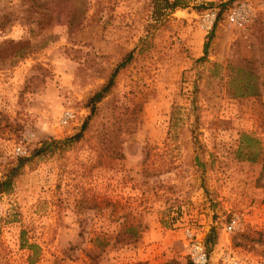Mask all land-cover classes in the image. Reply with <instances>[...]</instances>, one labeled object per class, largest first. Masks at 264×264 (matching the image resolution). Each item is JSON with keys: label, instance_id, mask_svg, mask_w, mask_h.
Listing matches in <instances>:
<instances>
[{"label": "rangeland", "instance_id": "obj_1", "mask_svg": "<svg viewBox=\"0 0 264 264\" xmlns=\"http://www.w3.org/2000/svg\"><path fill=\"white\" fill-rule=\"evenodd\" d=\"M229 1L0 0V181L28 159L0 194V264H190L186 226L213 233L210 264H264V0Z\"/></svg>", "mask_w": 264, "mask_h": 264}, {"label": "built area", "instance_id": "obj_2", "mask_svg": "<svg viewBox=\"0 0 264 264\" xmlns=\"http://www.w3.org/2000/svg\"><path fill=\"white\" fill-rule=\"evenodd\" d=\"M255 16V9L252 4L241 3L233 6L227 14L228 24L244 28ZM217 12L209 10L201 16L200 28L206 34L210 33L216 23ZM76 121V114L71 109L62 111L58 125L61 127L68 126ZM16 156L26 154L25 146H18L15 149ZM245 220L241 214H232L228 222L224 225L223 231L227 236L240 234L244 231ZM182 239L185 243V249L190 264H210V256L206 251L203 239H201L193 228L186 226L182 230ZM221 264H242V262L231 254H224L221 257Z\"/></svg>", "mask_w": 264, "mask_h": 264}, {"label": "trees", "instance_id": "obj_3", "mask_svg": "<svg viewBox=\"0 0 264 264\" xmlns=\"http://www.w3.org/2000/svg\"><path fill=\"white\" fill-rule=\"evenodd\" d=\"M163 3L165 4V8L169 9L170 11H174L177 8L184 7L182 4L183 0H173L172 2L168 0H162ZM230 0L229 2H231ZM37 4V3H36ZM42 4V3H40ZM39 9H44L42 6H38ZM217 18H220V14L217 13ZM212 36V33H211ZM132 60V52L128 53L123 60L116 66V68L113 70L111 73L110 78L106 81V83L100 87L99 90L95 91L91 98L89 99V108H90V116L94 115L95 110H96V105L99 104L111 91L113 85H114V79L120 72V70L124 69L127 64ZM255 94V93H252ZM87 126V121L83 123V125L80 128L79 133H77L74 137H71L69 139H65L64 141H53L50 143H44L42 147L37 148L36 150L33 151V156H41L44 154H47L48 152L55 150V147L58 145H62L63 142H66L68 140L73 141V140H79L82 137V133L86 129ZM255 157L251 159V161H254ZM28 161L27 158L24 157H19L16 159V165L14 168H12L9 173L7 174V179L0 181V194L1 193H6L12 188V181L13 179L18 175L19 170L24 166V164ZM213 233H209V235L206 237L205 240H203L204 247L207 250L206 243H211L213 244ZM31 250L34 248L33 246L29 247ZM30 264H33L32 261H30Z\"/></svg>", "mask_w": 264, "mask_h": 264}]
</instances>
